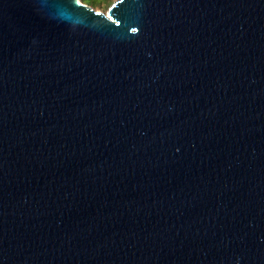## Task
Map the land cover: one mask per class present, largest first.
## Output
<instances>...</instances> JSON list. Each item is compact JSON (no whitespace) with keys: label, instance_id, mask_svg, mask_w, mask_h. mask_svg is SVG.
<instances>
[{"label":"water","instance_id":"obj_1","mask_svg":"<svg viewBox=\"0 0 264 264\" xmlns=\"http://www.w3.org/2000/svg\"><path fill=\"white\" fill-rule=\"evenodd\" d=\"M0 264H264V0H0Z\"/></svg>","mask_w":264,"mask_h":264},{"label":"rangeland","instance_id":"obj_2","mask_svg":"<svg viewBox=\"0 0 264 264\" xmlns=\"http://www.w3.org/2000/svg\"><path fill=\"white\" fill-rule=\"evenodd\" d=\"M82 3L88 5V6H91L85 2H83L82 0H80ZM115 0H113L112 2H114ZM98 6L94 7V6H91L92 8H94L96 11H100L102 13H106L108 7L110 6V2L108 1H103V0H98Z\"/></svg>","mask_w":264,"mask_h":264},{"label":"trees","instance_id":"obj_3","mask_svg":"<svg viewBox=\"0 0 264 264\" xmlns=\"http://www.w3.org/2000/svg\"><path fill=\"white\" fill-rule=\"evenodd\" d=\"M82 1L94 7L98 6V3H99L98 0H82ZM103 1L110 2V5L113 3L112 2L113 0H103Z\"/></svg>","mask_w":264,"mask_h":264}]
</instances>
